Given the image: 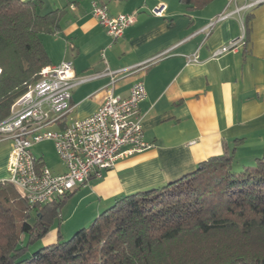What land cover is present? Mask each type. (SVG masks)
<instances>
[{
	"label": "crops",
	"instance_id": "obj_1",
	"mask_svg": "<svg viewBox=\"0 0 264 264\" xmlns=\"http://www.w3.org/2000/svg\"><path fill=\"white\" fill-rule=\"evenodd\" d=\"M67 1L49 0L41 13L60 9ZM92 1L71 5L61 31L41 35L50 64L73 61L80 79L72 90L74 108L62 126L103 105L111 83L107 71H112L114 92L122 97L130 94L133 83L145 84L147 97L139 110L145 140L153 146L119 158L102 177L74 189L69 198L73 207L63 219L71 225L65 232L60 226L52 235L49 229L44 245L56 242L59 231L66 237L87 227L119 197L171 183L209 157L234 153L239 166L264 158V2L240 14L245 44L214 58L216 49L244 34L237 14L218 20L210 35L205 34L212 19L235 9L233 0H213L195 11L182 0H103L112 15L138 14L114 44L92 14ZM160 3L166 10L153 14ZM166 51V56L154 59ZM193 54L198 61L188 63L187 56ZM4 141L8 143L0 148V181L9 177L12 144ZM50 168L65 171L63 165Z\"/></svg>",
	"mask_w": 264,
	"mask_h": 264
},
{
	"label": "trees",
	"instance_id": "obj_2",
	"mask_svg": "<svg viewBox=\"0 0 264 264\" xmlns=\"http://www.w3.org/2000/svg\"><path fill=\"white\" fill-rule=\"evenodd\" d=\"M80 1L41 13L44 0H0V122L50 65L41 35L60 32ZM212 1L182 0L189 11ZM73 191L30 205L0 181V264H264V158L239 166L234 153L209 157L171 183L119 197L90 226L69 239L59 231L56 242L24 257Z\"/></svg>",
	"mask_w": 264,
	"mask_h": 264
},
{
	"label": "built area",
	"instance_id": "obj_3",
	"mask_svg": "<svg viewBox=\"0 0 264 264\" xmlns=\"http://www.w3.org/2000/svg\"><path fill=\"white\" fill-rule=\"evenodd\" d=\"M232 11H225L212 19L205 29L210 35L218 20L235 14L243 22V36L232 40L213 52L214 58L236 52L245 44V12L264 0H244ZM92 14L107 29L114 44L126 29L137 21V12L112 15L107 5L93 0ZM167 6L158 4L152 13L162 15ZM168 52L155 56L158 59ZM198 61L197 56H187V62ZM73 61L63 60L58 65L41 69L39 78L11 106L9 116L0 122V141L9 140L12 148L8 158L9 177L5 181L14 185L30 205H42L87 185L91 179L100 178L103 172L115 166L123 156L142 152L153 145L145 140L143 115L140 104L147 97L143 81L133 83L126 97L115 94V73L106 88L103 105L92 115L74 120L65 128L61 123L73 110L72 90L80 80ZM57 127V128H56ZM45 140L54 143L65 171L54 172L40 163L33 147Z\"/></svg>",
	"mask_w": 264,
	"mask_h": 264
},
{
	"label": "rangeland",
	"instance_id": "obj_4",
	"mask_svg": "<svg viewBox=\"0 0 264 264\" xmlns=\"http://www.w3.org/2000/svg\"><path fill=\"white\" fill-rule=\"evenodd\" d=\"M45 3H46V6L50 4L49 0H44V5H45ZM7 143H8V141H4V140L3 141H0V148L2 146H4L5 144H7ZM55 151H56V149H55L54 143L52 141H50V140H45V141H43V142L35 145L33 147V152L32 153H34L37 157L43 156L44 159H45V164H44L45 166L52 167L53 169H56V170L62 169V165H61L62 162L60 161V159L58 157V154ZM70 199H68V202L64 203L65 205L63 206V208H61L60 216L57 217V219L55 220V222L53 223V225L51 227V230L53 231V233H51L49 235L54 234V231L57 230V229H59L60 226H61V230H63L65 232V231H67L65 229H68L69 226L71 225V222H68L66 224H64V222H63L64 216L68 212H70L71 209H72V207H73V205L70 204V202H71V201H69ZM31 216L32 217H30V218H32V221H34V219H35L34 218L35 217V212H32ZM60 223H61V225H60ZM91 223H89L88 226H90ZM75 232H73L69 236H66L65 239H69L70 237H72V235ZM43 242H44V240L42 239V240H39L36 243H33L30 246L29 250L25 253L24 257L31 256L35 251H37L38 249H40L42 247V245H44Z\"/></svg>",
	"mask_w": 264,
	"mask_h": 264
}]
</instances>
